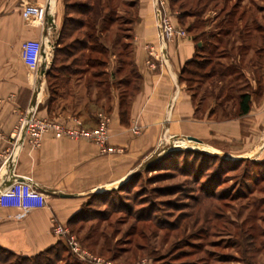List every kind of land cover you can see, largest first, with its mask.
Returning a JSON list of instances; mask_svg holds the SVG:
<instances>
[{
  "label": "rangeland",
  "instance_id": "obj_1",
  "mask_svg": "<svg viewBox=\"0 0 264 264\" xmlns=\"http://www.w3.org/2000/svg\"><path fill=\"white\" fill-rule=\"evenodd\" d=\"M193 1L195 10L202 8ZM201 3L207 6L186 19L193 32H207L206 42L209 32H223L222 43L211 42L200 56L211 61L198 70L206 77L186 82L200 106L196 118L209 132L188 134L197 141L165 135L130 180L104 196L89 194L83 211L54 226L56 264H264V115L256 109L239 114L241 92L252 94L251 106L262 103L264 0ZM180 4L173 8L177 15ZM154 10L159 32V13L170 16L159 5ZM183 26L177 27L187 32ZM120 77L133 80L128 73ZM86 82L82 102L71 99L65 110L55 104L57 113L87 118L84 104L96 90L89 94ZM101 102L90 105L93 112Z\"/></svg>",
  "mask_w": 264,
  "mask_h": 264
},
{
  "label": "crops",
  "instance_id": "obj_2",
  "mask_svg": "<svg viewBox=\"0 0 264 264\" xmlns=\"http://www.w3.org/2000/svg\"><path fill=\"white\" fill-rule=\"evenodd\" d=\"M136 1L138 17L133 24L130 53L140 79L136 86L135 82L131 85L128 124L121 120L118 87H112L110 110L96 111L97 118H108L109 145L117 148L115 152L102 153L100 146L90 140L56 137L53 131L44 134L37 145L29 134L18 135L22 118L31 106L37 107L36 116L40 118L71 122L70 115L65 118L62 113L49 112L46 74L35 78L22 57L24 41L43 36L50 39L46 50L53 47L55 52L65 5L64 0H0V190L15 179L31 177L47 195L46 205L31 211L0 206L1 247L31 256L54 245L58 241L55 224H67L82 209L89 194L113 190L124 183L165 135H188L198 129L209 132L208 126L196 118L200 106L181 78L186 63L204 52L202 40L207 32L197 33L190 31L187 24L183 26L171 0ZM26 4H46V24L25 20L22 9ZM156 5L176 26L187 30L186 36L176 35L164 48L157 28ZM49 19L53 20L52 26ZM209 33V42L220 45L223 32ZM51 63L46 67L42 64V71L47 72ZM116 67L114 55L108 70ZM260 68L262 85L264 65ZM106 99L101 98V103ZM261 99L260 109L253 104L248 115L254 109L264 115V93ZM79 117L89 127L86 117ZM136 122L143 129L139 135L131 131ZM61 193L72 196L63 197Z\"/></svg>",
  "mask_w": 264,
  "mask_h": 264
},
{
  "label": "trees",
  "instance_id": "obj_3",
  "mask_svg": "<svg viewBox=\"0 0 264 264\" xmlns=\"http://www.w3.org/2000/svg\"><path fill=\"white\" fill-rule=\"evenodd\" d=\"M172 7L179 2L183 9L178 18L181 24L186 25V19L197 16L201 9L207 5L202 4L204 0H197L202 6L196 9L193 0H171ZM184 1V2H183ZM65 15L60 30L57 46L55 48L53 60L50 68L47 70V84L49 97L47 101L50 113L57 112L54 105L65 110L69 107L68 103L73 100L82 102L83 89H80L83 78L87 79L86 89L89 94L96 90V96L84 104V111L87 113L85 118L89 128H95L98 124L96 112L92 111L91 104H99L101 98L105 97L106 103L101 108L110 110V101L112 98V87L124 86L120 89L121 101V120L123 123H129V105L130 91L132 83L140 79V74L134 66L131 50V39L133 36V24L137 20V1L136 0H64ZM125 8V13H120ZM187 28L193 31L195 25L187 24ZM224 32L226 30L222 28ZM221 29V30H222ZM129 33V39L126 40L125 33ZM227 33V32H226ZM228 35V34H227ZM199 40V39H198ZM201 40V39H200ZM199 40V41H200ZM204 41V40H202ZM223 40L220 42L222 43ZM210 42H203V51L207 49ZM264 48H261V50ZM203 52L202 54H204ZM117 57V67L114 71H109L108 66L112 62V57ZM211 61L197 58L187 62L181 72V78L185 82H191L193 76L204 79L206 71L201 74L199 69L204 70ZM128 67V69H127ZM127 70V71H126ZM128 73L133 75L131 78L123 80L120 75ZM209 75V74H208ZM212 76V75H211ZM210 77V76H209ZM123 80V81H122ZM201 85L202 82H198ZM93 89V90H92ZM123 89V90H122ZM239 114L245 115L250 112L252 103V94L250 92H241L239 95ZM81 103H77L79 105ZM57 107V108H58ZM83 113H79L82 115ZM113 190L103 193H93L94 195L104 196ZM84 208H82L83 211ZM54 245L31 256L20 255L11 250L0 246L1 264H56L59 254ZM12 257L15 259L12 261ZM66 264H70L69 262ZM78 264V263H73Z\"/></svg>",
  "mask_w": 264,
  "mask_h": 264
},
{
  "label": "built area",
  "instance_id": "obj_4",
  "mask_svg": "<svg viewBox=\"0 0 264 264\" xmlns=\"http://www.w3.org/2000/svg\"><path fill=\"white\" fill-rule=\"evenodd\" d=\"M47 13L46 4H26L22 9V16L25 20L42 25L47 22ZM159 17V38L162 48L166 47L167 43L173 40L176 35H187L186 31L181 27H177L170 17H163L161 13H159ZM48 23L52 26L53 20L52 22L48 21ZM47 44H50V39L43 36L28 39L22 45V57L37 79L42 78L44 75L42 64H45L46 67L53 60L54 48L51 47L47 51ZM36 109V106H31L28 109V115L26 114L22 118L18 131L19 136L23 133L32 136L34 145L40 143L44 134L53 131L56 137L67 136L77 140H90L100 146L102 153L117 151V148L109 145L110 131L106 116H100V123L97 127L88 128L80 117H71V122L51 117L40 118L36 116ZM131 131L140 134L142 126L136 122L131 126ZM46 203L47 195L40 190L31 177L15 179L11 184L0 190L1 207H16L23 211H31L44 207ZM60 229L56 230L57 233H60Z\"/></svg>",
  "mask_w": 264,
  "mask_h": 264
},
{
  "label": "water",
  "instance_id": "obj_5",
  "mask_svg": "<svg viewBox=\"0 0 264 264\" xmlns=\"http://www.w3.org/2000/svg\"><path fill=\"white\" fill-rule=\"evenodd\" d=\"M49 22H52V19H49ZM42 73L46 74L47 72L43 70ZM189 138H190L191 140L197 141V138H196V137H192V136H190ZM187 148H189V149H193V147H189V146H188ZM174 149H175V150H176V149L178 150V149H181V147H177V148H174ZM131 178H132V175L129 176L126 180H130ZM126 180H125V181H126ZM11 183H12V182H9L8 185L11 184ZM122 184H123V183H122ZM122 184H120V186H121ZM8 185H7V186H8ZM60 195L63 196V197H71V196H72L71 194H65V193H61Z\"/></svg>",
  "mask_w": 264,
  "mask_h": 264
}]
</instances>
